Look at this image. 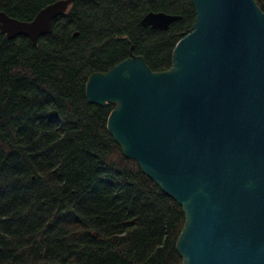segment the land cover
Instances as JSON below:
<instances>
[{
    "label": "trees",
    "instance_id": "trees-1",
    "mask_svg": "<svg viewBox=\"0 0 264 264\" xmlns=\"http://www.w3.org/2000/svg\"><path fill=\"white\" fill-rule=\"evenodd\" d=\"M52 1L0 10L30 20ZM150 10L180 17L142 26ZM194 18L192 0H73L35 44L0 32V264H180L181 205L124 156L106 126L113 105L89 102L85 81L131 46L168 68Z\"/></svg>",
    "mask_w": 264,
    "mask_h": 264
},
{
    "label": "water",
    "instance_id": "water-1",
    "mask_svg": "<svg viewBox=\"0 0 264 264\" xmlns=\"http://www.w3.org/2000/svg\"><path fill=\"white\" fill-rule=\"evenodd\" d=\"M72 1L30 20L0 10V32L35 44ZM192 3L168 68L152 70L131 46L88 75L85 96L113 105L106 126L124 156L181 205L180 264H264V11L256 0ZM179 17L150 10L140 24L167 29Z\"/></svg>",
    "mask_w": 264,
    "mask_h": 264
}]
</instances>
